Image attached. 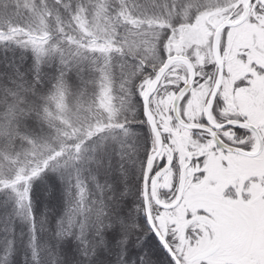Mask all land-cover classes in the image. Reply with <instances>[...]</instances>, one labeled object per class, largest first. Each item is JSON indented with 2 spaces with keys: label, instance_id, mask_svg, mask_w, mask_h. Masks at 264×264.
<instances>
[{
  "label": "snow or ice",
  "instance_id": "obj_1",
  "mask_svg": "<svg viewBox=\"0 0 264 264\" xmlns=\"http://www.w3.org/2000/svg\"><path fill=\"white\" fill-rule=\"evenodd\" d=\"M0 264H264V0H0Z\"/></svg>",
  "mask_w": 264,
  "mask_h": 264
}]
</instances>
